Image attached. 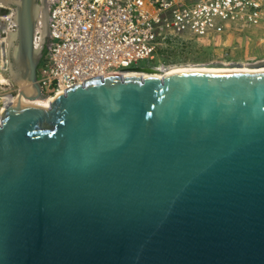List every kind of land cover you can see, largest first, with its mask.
<instances>
[{
  "label": "water",
  "instance_id": "obj_1",
  "mask_svg": "<svg viewBox=\"0 0 264 264\" xmlns=\"http://www.w3.org/2000/svg\"><path fill=\"white\" fill-rule=\"evenodd\" d=\"M18 15L0 264H264V71L107 74L34 105L32 0ZM224 63L264 58L200 64Z\"/></svg>",
  "mask_w": 264,
  "mask_h": 264
},
{
  "label": "built area",
  "instance_id": "obj_2",
  "mask_svg": "<svg viewBox=\"0 0 264 264\" xmlns=\"http://www.w3.org/2000/svg\"><path fill=\"white\" fill-rule=\"evenodd\" d=\"M50 1L48 44L36 80L45 96L95 76L131 73L128 68L154 60L158 48L170 43L227 42L237 33H243L246 46L264 41V0ZM1 49L0 40V82L7 80L0 85V118L19 92Z\"/></svg>",
  "mask_w": 264,
  "mask_h": 264
},
{
  "label": "rangeland",
  "instance_id": "obj_3",
  "mask_svg": "<svg viewBox=\"0 0 264 264\" xmlns=\"http://www.w3.org/2000/svg\"><path fill=\"white\" fill-rule=\"evenodd\" d=\"M264 41H253L252 45H245L243 33H237L233 38L227 40L196 39L193 42L177 47V44L170 43L165 48H158L155 52L154 60H141L139 66L159 67L163 69L169 66H175V71L184 70H203L220 71L206 69L205 64L213 60L225 62H250L264 58ZM164 49V50H163ZM188 66V67H185ZM200 68V69H199ZM227 71H237L227 70ZM244 72H246L244 70ZM10 76V72L8 69ZM7 82V80H6ZM9 82V79H8Z\"/></svg>",
  "mask_w": 264,
  "mask_h": 264
},
{
  "label": "flooded vegetation",
  "instance_id": "obj_4",
  "mask_svg": "<svg viewBox=\"0 0 264 264\" xmlns=\"http://www.w3.org/2000/svg\"><path fill=\"white\" fill-rule=\"evenodd\" d=\"M20 2L21 0H0V40L1 44L3 42L6 46L8 52L12 49L13 44L16 42L15 36H12V42L9 45L8 36L16 35ZM50 7V0H32V12L34 14L35 21L34 45H37L36 49H39L41 52L45 50L48 44V33L46 32L44 22L47 20L48 23ZM11 63L12 59L9 58V64L11 65Z\"/></svg>",
  "mask_w": 264,
  "mask_h": 264
},
{
  "label": "bare ground",
  "instance_id": "obj_5",
  "mask_svg": "<svg viewBox=\"0 0 264 264\" xmlns=\"http://www.w3.org/2000/svg\"><path fill=\"white\" fill-rule=\"evenodd\" d=\"M12 36L14 37L15 35L8 36V41H9L8 44L9 45L12 42ZM5 57L7 59L5 65H7V69H9L10 76H11V74L14 75V76L17 75V73L13 72L11 70V68H10L11 65L9 64L8 49H6V51H5ZM174 67L175 66L172 65V66H169V67H166V68H163V69L157 68L159 70L152 71V72H144V71L138 72V71H133V72L128 73V74L130 76H139V77L154 76V77H159L160 78L163 75H167V74H170L171 72H174V70H176V68H174ZM185 67H188V66H185ZM205 67H206V69L220 70V71H225V72H244V70H245L246 71L245 73H257V72H263L264 71V65L248 66V65L242 64V65H239V66H231V65H227V64L224 63L222 65H217V66H208V65H206ZM235 69L237 71H227V70H235ZM184 71H201V70H184ZM52 99H53V97H51V96H46L44 99H35V100L32 99V98H29L27 96H21L20 97V100H23L26 103H33L34 105H41V106H48V105H50Z\"/></svg>",
  "mask_w": 264,
  "mask_h": 264
}]
</instances>
